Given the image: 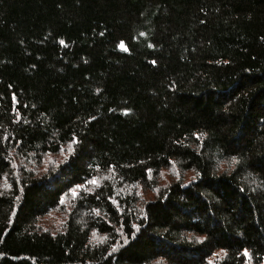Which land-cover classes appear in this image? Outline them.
<instances>
[{
  "label": "trees",
  "instance_id": "trees-1",
  "mask_svg": "<svg viewBox=\"0 0 264 264\" xmlns=\"http://www.w3.org/2000/svg\"><path fill=\"white\" fill-rule=\"evenodd\" d=\"M210 262L264 264V0H0V264Z\"/></svg>",
  "mask_w": 264,
  "mask_h": 264
},
{
  "label": "rangeland",
  "instance_id": "rangeland-1",
  "mask_svg": "<svg viewBox=\"0 0 264 264\" xmlns=\"http://www.w3.org/2000/svg\"><path fill=\"white\" fill-rule=\"evenodd\" d=\"M67 154V151L62 152L58 155L52 156H46L45 158V166H49L52 167L55 164L59 163L61 160H63ZM181 172L174 168L173 166L167 168V169H163L160 171L159 173V185H163L166 184L172 180H175L176 178H180ZM189 174H182V177L184 178H189ZM92 184L90 183L84 187H82V189L80 187H73L70 190H68L66 192V194L63 195L61 201H60V207L57 210H53L51 212H49V214H47L45 217H43L40 221L39 224L41 226V228L43 229H47V230H51V231H58L59 229H61L62 225H63V221L65 218V214L62 211H58L61 210V208L63 207L65 210L67 209V206H69V201L71 200V198H73V192H77L80 190L82 191H86V189H91L92 188ZM140 194V193H139ZM152 196V194H147L144 197V199H149Z\"/></svg>",
  "mask_w": 264,
  "mask_h": 264
},
{
  "label": "snow or ice",
  "instance_id": "snow-or-ice-1",
  "mask_svg": "<svg viewBox=\"0 0 264 264\" xmlns=\"http://www.w3.org/2000/svg\"><path fill=\"white\" fill-rule=\"evenodd\" d=\"M141 35H143V33H141ZM60 43H61V44H64L65 41L61 40ZM120 47H121L123 50H125V51L128 50V49H127V46H126L123 42H121ZM153 63H155V61H153ZM126 111H127V110H125V112H126ZM196 135H197V138H199V134H196ZM72 143H77L75 137L72 138ZM233 160H235V157H233ZM147 171L150 172V170H147ZM91 183L95 184V180H92ZM76 187H80V188H82L81 185H77ZM72 194H73V196H76V195H77V193H75V192H73ZM109 199H111V198H109ZM112 203L115 204V203H117V201H116V200H112ZM133 227H136V226L133 225ZM243 256H244V258L247 260V259L250 258L251 254L248 252L247 249H244V250H243ZM210 264H211V262H210Z\"/></svg>",
  "mask_w": 264,
  "mask_h": 264
},
{
  "label": "bare ground",
  "instance_id": "bare-ground-1",
  "mask_svg": "<svg viewBox=\"0 0 264 264\" xmlns=\"http://www.w3.org/2000/svg\"><path fill=\"white\" fill-rule=\"evenodd\" d=\"M82 189V188H81Z\"/></svg>",
  "mask_w": 264,
  "mask_h": 264
}]
</instances>
